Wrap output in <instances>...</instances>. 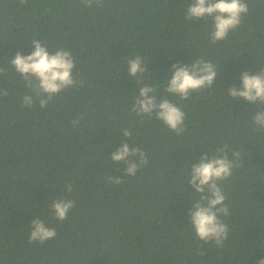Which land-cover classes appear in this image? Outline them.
I'll return each instance as SVG.
<instances>
[{"label":"trees","instance_id":"trees-1","mask_svg":"<svg viewBox=\"0 0 264 264\" xmlns=\"http://www.w3.org/2000/svg\"><path fill=\"white\" fill-rule=\"evenodd\" d=\"M189 0H0V67L17 52L31 53V40L70 50L85 87L54 98L50 107L22 108L24 86L11 68L0 77V264H257L264 258V133L253 130L255 110L231 101L227 87L244 71L264 67V0H245L248 14L224 41L210 43L211 21L184 19ZM140 55L146 78L162 92L173 64L203 58L219 64L215 85L188 100L168 98L185 113L177 137L155 118L135 117V89L127 56ZM138 94V92H137ZM157 100L160 97L157 95ZM84 115L78 127L71 122ZM146 152L148 164L134 177L110 160L124 138ZM227 143L244 150L242 166L224 183L229 239L222 248L195 238L187 170ZM108 176L124 183L109 184ZM71 183L68 193L65 185ZM187 189V190H186ZM75 202L63 222L54 199ZM39 217L56 237L29 244Z\"/></svg>","mask_w":264,"mask_h":264},{"label":"clouds","instance_id":"clouds-1","mask_svg":"<svg viewBox=\"0 0 264 264\" xmlns=\"http://www.w3.org/2000/svg\"><path fill=\"white\" fill-rule=\"evenodd\" d=\"M21 5L27 0H19ZM105 0H80V4L86 8L103 7ZM248 14V5L245 0H189L186 3L184 19L192 23L195 20L211 21V29L208 33L210 43L216 44L228 38L242 23V18ZM32 51L29 55L20 52L7 61V67H0V77L7 78V69L11 68L19 75V83L24 86L25 92L21 97L22 108H33L38 104L41 110L50 107L54 98L60 93L72 88L85 87L80 73L73 74L76 68V60L70 50L65 48L48 51L47 44L31 40ZM126 71L132 81L135 82L131 100V113L135 117L160 121L166 128L181 137L185 132L184 111L168 97H178L180 100H188L193 93L202 92L215 85L216 78L220 75L219 64L203 58H193L190 64L176 63L172 65L171 75L166 78L162 92L147 79L149 64L140 55L127 56ZM253 73L244 71L239 77V87L234 81L227 87V95L231 101L243 100L255 110L250 114L253 130L264 133V67L256 68ZM138 92V94H137ZM8 91L0 88V97H6ZM157 95L160 97L157 100ZM84 115H78L71 124L78 127L84 119ZM124 141L116 147L109 160L114 165L124 166V176L134 177L137 172L148 164V157L140 147L129 143L132 136L128 129H121ZM245 160L244 150L230 147L227 143L210 149L201 156L198 162L186 166L181 170H187L186 185L191 187L193 195L199 196L193 199V206L189 210V224L194 231L195 238L202 244L212 243L216 248H222L229 239L228 225L224 217L230 214V206L225 203L227 196L223 185L233 175V171L242 166ZM109 184L120 185L124 180L120 176H108ZM66 191L71 193L73 185H65ZM187 190V189H186ZM75 207L71 199L57 198L50 205L55 220L63 222L70 210ZM30 226L29 244H45L57 235L54 228H50L45 220L34 217ZM257 264H264V258Z\"/></svg>","mask_w":264,"mask_h":264}]
</instances>
